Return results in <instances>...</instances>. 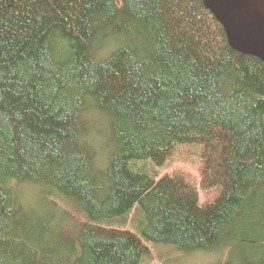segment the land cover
Returning <instances> with one entry per match:
<instances>
[{
  "label": "trees",
  "instance_id": "16d2710c",
  "mask_svg": "<svg viewBox=\"0 0 264 264\" xmlns=\"http://www.w3.org/2000/svg\"><path fill=\"white\" fill-rule=\"evenodd\" d=\"M195 252L264 264V63L202 0H0V264Z\"/></svg>",
  "mask_w": 264,
  "mask_h": 264
},
{
  "label": "water",
  "instance_id": "95a60500",
  "mask_svg": "<svg viewBox=\"0 0 264 264\" xmlns=\"http://www.w3.org/2000/svg\"><path fill=\"white\" fill-rule=\"evenodd\" d=\"M231 49L264 63V0H202Z\"/></svg>",
  "mask_w": 264,
  "mask_h": 264
},
{
  "label": "rangeland",
  "instance_id": "374dc122",
  "mask_svg": "<svg viewBox=\"0 0 264 264\" xmlns=\"http://www.w3.org/2000/svg\"><path fill=\"white\" fill-rule=\"evenodd\" d=\"M198 149L189 145H178L175 147L173 154L166 161L165 165L158 167L159 177L163 175H173L176 172L183 171L191 182L198 186ZM206 200V197L200 193L199 202L202 203ZM166 248V247H163ZM166 252V250H162ZM243 251L239 249L237 255H241ZM225 258V255L216 253H202L195 252L188 255L174 254L164 255V260L161 263L160 259L156 256L151 264H221V261Z\"/></svg>",
  "mask_w": 264,
  "mask_h": 264
}]
</instances>
